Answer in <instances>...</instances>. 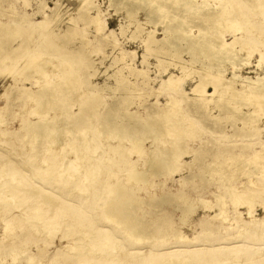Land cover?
Masks as SVG:
<instances>
[{"label": "bare ground", "instance_id": "bare-ground-1", "mask_svg": "<svg viewBox=\"0 0 264 264\" xmlns=\"http://www.w3.org/2000/svg\"><path fill=\"white\" fill-rule=\"evenodd\" d=\"M13 1H9L8 5L12 10V15L8 16L12 18L11 21L2 22L0 17V75L7 74L11 76L10 80H13L3 85V91L0 93V100L3 101V104H0V146L8 148L9 146L5 143L16 140L21 143L19 147L30 148L32 154L29 161L25 163L27 168L20 169L13 166L12 161L1 162L0 160V174L9 177L7 181L1 177L0 189L2 187L4 189L0 192V201L6 203L9 197L12 201L15 197L10 193L12 190L32 189L33 195H36L40 189H44L36 185L37 179L47 184L58 180L59 185L55 188L60 193H51L48 199L36 200L37 202L34 204L31 202L30 205L25 204L29 201L27 199L15 204L13 201L9 202L20 211L16 216L5 219V230L16 227L22 229L26 226L38 236L49 235L53 230L60 229V225L66 223L67 218H74L76 213L70 209L68 212L65 211L62 215L64 217L60 216L52 220L53 208L48 207L49 220L46 219L47 214H42V205L50 204L49 200L57 195L75 194L74 198L80 199L81 202L87 201L88 196H91L97 206L94 209L93 218L104 224L97 222L94 225H87L85 230V226H81L80 233L85 238L84 244H87L90 249L77 246L74 238L68 241L70 235L63 232L60 240L65 239V242L54 250L56 252L51 258L56 261L53 264H65V258L78 257L84 258L78 264H264V184L258 181L259 177L241 183L242 189L239 192L232 186L226 185L224 193L214 195L215 200L199 198L198 201L202 203L203 208L213 210V213H206V210L192 226L189 218L196 205L186 202L182 191L160 196V202L183 200L182 204H178L181 210L180 220L187 226H191L192 230L199 227L193 234L191 233L192 235H187L181 230H177L174 234V230L170 228L171 225L168 229L158 225L154 227L153 219L138 220L134 212H129L128 201L134 196L125 192L124 189L129 186H124L121 182L114 184L106 181L110 179L112 173L109 170V177H106L102 169L109 166L108 164H118L117 160L120 158L126 159L121 154L125 143H129L131 147L135 146L134 149L132 148L133 151L141 152L144 149L142 140L151 137L156 142L160 135L174 133L172 147L157 153L155 160L144 173L135 168L128 178L142 181L147 180L148 175L169 173L176 168L184 154H192L193 160L209 155L211 158L207 164L209 173L211 175L218 173L221 181L234 180L237 173L247 172L243 170L249 166L252 167L251 169L258 168L259 173H263L264 140L259 146L260 149L246 143L242 144L240 151L234 150L235 144L211 146L207 150L203 148L190 150L189 148L182 151L179 146L186 137H190L189 133L199 130L198 120L206 116L203 113V111L206 113V110L208 115L216 120L234 117L235 120L244 122L245 128L242 129L240 124H232L231 131H234L232 136L259 130L257 110L264 107V0H215L213 4L204 3L206 0H108V6L113 7L115 12L124 10L126 17L137 20L136 28L143 29L144 24L150 26L145 39L147 44L150 42V50L174 57L177 62H174L175 66H178L182 72L188 71L189 75L195 74L193 77H197L189 92L182 90L180 86L185 75L188 74L185 73L184 77L182 74L173 76L171 74L166 80L163 79L164 81L159 82L157 89L165 90L170 99L145 115L138 108L129 109L131 101L127 96L119 98L109 107L101 99L98 86L90 84L88 79L85 80L82 76H79L80 80H72L78 72L75 69L77 61L79 59L81 62L87 61L83 49L87 44L81 42L74 53H63L61 51L63 46L48 39L47 26L50 22L41 20L43 17L46 19L53 15L57 17V14L54 11L46 12L44 8L47 5L43 3L41 8L31 13L32 15L40 14L41 19L33 20L29 13L17 11ZM247 3L251 5L254 12L251 13L245 9L244 5ZM94 8L96 9V4L93 0H81L77 11L82 12L86 21L96 23L100 30H104L106 21L101 25L99 11L95 14L91 12ZM140 12H143L145 21L140 22L136 19V15ZM159 26L160 34H163L161 37L155 35ZM68 29L63 34L64 41L73 39L72 31L76 29V26H69ZM35 34L43 38L38 45L43 49L49 43L55 48L59 59L51 67L55 68L54 79L48 82L49 79L45 76L47 83H42L43 85L37 88L32 87L34 83L28 86L23 82L33 81V74L43 64L44 60H39L37 56L40 52L39 48L36 50L33 46V56L27 55V60L25 59L23 63L10 64L11 60L20 59L21 55L28 52L32 53L29 44L33 41ZM16 38H19L20 42L14 46L13 42ZM152 43L156 46H152ZM249 45L254 46L248 48ZM17 49L20 51L16 55L8 56V52ZM127 52L124 49L120 50L122 55ZM254 54L256 58L250 65V71L241 72L242 66L248 65L250 57ZM67 55L69 58H66ZM183 55H187V58ZM120 56L117 60H124L125 57ZM8 60L9 62L6 63ZM126 65L132 73L146 79L147 75L143 69ZM247 73L253 75L250 76ZM122 77L125 78L124 75ZM149 81L144 80L143 85H147ZM79 84L83 86L79 88ZM133 84L134 82L130 81L131 87ZM208 85L211 86L212 91L206 89ZM13 89L14 93H12ZM80 89L81 93H79ZM152 89L154 90L153 87ZM140 90H142L141 87ZM82 96H84L83 99ZM18 99H25L29 103L40 101L44 104L43 109L56 108L61 120L57 118V113L51 117L48 110H42L34 113L36 118L27 117L18 127L7 128V124L12 125L13 121H9L5 116L8 113L18 114V111L14 109L15 106L19 107L15 104ZM185 102H187L186 105H184ZM211 102L218 108V113L215 115H211L207 109ZM74 106L78 108L73 110ZM185 106L187 108H184ZM244 107L248 110H243ZM98 108H105V110L103 113L97 112ZM61 115L67 121H64ZM197 115L200 119L196 118ZM247 125H249L248 129ZM6 134L9 136L5 137ZM227 134L220 132L223 136ZM107 136L114 140H107ZM251 136L253 134L248 137ZM70 152L72 155H69ZM107 152L106 157L104 154ZM1 157L2 155L0 159ZM14 164L19 166V162L14 161ZM218 167L220 169H217ZM251 169L250 173H247L250 177L255 174ZM71 190H76V193H70ZM257 200H260L258 203L260 213H256ZM65 203L61 202L58 207ZM237 205L247 207L246 217L242 216V212L236 213L230 208ZM9 211L6 210V212ZM59 211L63 210L60 208ZM160 218L165 220L163 217ZM68 221L70 224L63 226L66 228L65 231L74 230V235L77 234L76 225L71 220ZM214 228H223L225 231L231 229L226 237L229 241H225L227 243L220 246L197 243L198 238L203 235H215L217 230ZM169 237L182 240L186 246L180 249H174V246L162 247L156 251V255H153V246L159 243L158 241ZM21 248L23 247L12 249L13 261L20 255H26V260L30 264H36L37 255L39 257L43 255L44 258L46 247L42 244L35 247L36 253ZM176 254L181 255L174 257ZM209 260L214 262L208 263Z\"/></svg>", "mask_w": 264, "mask_h": 264}, {"label": "rangeland", "instance_id": "rangeland-1", "mask_svg": "<svg viewBox=\"0 0 264 264\" xmlns=\"http://www.w3.org/2000/svg\"><path fill=\"white\" fill-rule=\"evenodd\" d=\"M9 1L12 0H0V15H1L0 17L2 22H6L8 20L11 21L12 19L8 17L9 14L12 15V10L10 6H8L10 3ZM80 1L81 0H14L13 2L15 3L14 8L17 9V11H19L20 13L23 12L29 13L30 18H32L33 20L41 19L40 14L32 15L31 13L41 8V6H43V3H46L45 5H47L44 8L46 12L51 13L52 11H54L57 14V17L53 15L51 17H47L46 19L45 17H43L41 20H44L45 22H50V24L47 26L48 27L47 31L49 32L48 39L52 40V42H57L61 46H63L64 48L63 47L61 48V51L63 53L64 52L74 53L77 49V46L80 45L81 42L87 44V46L83 47L84 52L86 53L87 61L85 62L83 60L81 62L80 59L77 61L78 63L77 65H75L77 67H75V69H77L78 72L75 73L72 80H80L79 76H82L85 80L88 79L90 84L98 86L100 88L99 90L101 93L100 94L101 99L107 105H109V107L113 105L119 98H122L123 96H127L131 101V105L129 106V109L133 110L138 108V110L142 112L143 115H145L147 114V112L152 111L156 109L159 105L167 102L170 99V96L165 90L157 89V87L159 86V82L166 80L168 76L171 74L172 76L174 74L177 75L182 74V76L184 77L185 73L188 74L187 73L188 71L184 73L178 68V66H175L174 62L176 61L174 60V57L150 50V46H149L150 42L148 44L145 42V39L147 38V31L149 30L148 28H150V26L148 24L147 25L144 24L143 29L142 28L138 29L136 28L137 20H135L132 17H126L124 10H123L124 12L123 11L115 12L113 7L108 6L109 4L108 0H93V3L96 4V9L94 8L93 10H91V12L95 14L96 11H99L101 17L100 18L101 25L106 21V23L104 24L105 26L104 30L102 29L100 30V27L97 26L96 23H91L89 20L86 21L85 18H83L82 12L79 13L77 11V7ZM214 1L215 0H206L204 3L209 2L213 4ZM248 4L249 3L245 5L243 4L246 7L244 8L248 12L251 13L254 12L252 11L251 5L249 4L248 6ZM49 8L52 9L49 10ZM136 16H137L136 19H139L140 22L145 21L143 12H140V14H137ZM69 26H76V29L72 31L74 32V36L73 39L64 41L63 34L68 29ZM159 29L160 26L156 29L157 33L155 32V35L161 37L163 34H160L161 31ZM109 31H112V33H109ZM55 33L57 34L56 36ZM229 37L230 36H228V38ZM42 39H43L42 36H37V34H35L32 38L33 41H31L29 44L31 46L32 53L28 52L24 55H21L20 59L17 60H15L13 57L14 60L10 61V64L13 63L15 65H19L20 63H23L25 59L27 60V55L28 57L33 56L34 53L33 46L35 47L36 50L37 48L40 49L39 50L40 52L37 51L38 52L37 56L39 60L41 59L44 60L45 62L43 61L42 66L33 74L34 75L33 81L31 80V82L30 81L23 82L28 86L34 83L32 86L33 88H37L42 83L45 84L47 83V81L49 82L52 79H54L55 68H51V67L53 66V64H56L59 61L56 55L55 48H53L49 43L46 44L45 47H43V49L42 47H40V45H38V43ZM19 42L20 39L16 38L13 42V45L15 46ZM153 44L154 43H152L151 45L156 46V44L154 45ZM253 46L254 45H249L248 48L250 47L252 48ZM121 49H124L128 52L124 53L125 55L123 54L124 55L123 56L122 54H120ZM19 51L20 50L17 49L13 52H8L7 54L9 57H11L16 55ZM67 56L66 58H69V56L68 57ZM118 56L120 57L123 56L122 58L124 57L125 58L122 61L117 60ZM183 57L187 58V55H183ZM255 58H256V54L250 57L249 59L250 63L248 65L242 66L243 69L241 70V72L244 73L245 71H250L249 69L250 65L254 62ZM8 62L9 60L6 61V63ZM126 64L132 67L134 66L143 69L145 74L147 75L146 79L143 76L141 77L137 76L136 73L134 72L132 73V71H130V69L127 67ZM168 71L171 72L169 73ZM247 74L250 76L253 75L252 73H247ZM123 75L125 76V78L122 77ZM45 76H47L49 80L45 79L44 78ZM185 76L186 77L184 81L181 82L180 86L182 90H186L187 92H189L190 87L193 85L195 80H197L196 79L197 77L194 78L192 75L189 74ZM10 78L11 76L9 75L7 76V74L0 75V93H2L3 85L7 81H13L10 80ZM58 78L59 79L61 78L60 74L58 75ZM144 80H150V81L148 82L147 85H143ZM130 81L134 82L132 87L129 85ZM80 85L81 84L78 85L79 88L83 86ZM129 86L131 87V91L129 89ZM140 87L142 88V90L139 91ZM152 87L154 88V90L152 89ZM206 89L212 91L210 85H208ZM12 91H13L12 93L15 92L14 89ZM81 91L82 90L80 89L79 93H81ZM83 98L84 96H82V99ZM186 103L187 102H185L184 105H186ZM0 104L1 105L3 104L2 100H0ZM15 104L17 106L19 105V107L16 106L14 107L15 111H18L19 115L18 114L14 115L9 113L6 114L5 116L6 119H8L9 121H13L12 125L7 124L8 125L7 128H9L10 126H11L10 128L18 127L19 124L24 119H27V117L29 119L36 118L34 113H37L38 111L48 110V113L49 115L51 114L50 115L51 117L56 113H57L56 115H58L56 108L45 109L46 108L45 107L43 109L44 104H42V102L40 101L37 103L30 101L29 103V101H25V99H18L15 101ZM209 105L210 106L207 109L210 112V114L211 115L217 114L218 108L216 106H213L214 105L213 102H211ZM77 108L78 106H74L73 110H76ZM184 108L187 107L185 106ZM97 110H98L97 112L100 111L101 113H103L105 108L102 109L98 108ZM243 110L247 111L248 108L244 107ZM203 113L206 116L202 117L201 119L200 117H198V115L196 116V118L200 119L198 120L199 124H197V128L199 130L194 131L195 133H189L190 137H186L182 145L179 146L181 148V151L183 149L189 150V148L190 150L196 148L197 149L203 148L207 150L211 146L215 147L225 144H229L232 146L233 144H235L236 146L234 149L235 151H240L242 144H246V143H250L257 148L261 146L262 140H264V107L259 108L257 110V119H258L257 124L259 125L257 126L259 127V130H257L256 132L249 131L247 134L245 133V135L237 134V136L231 135L232 133H234V131H231L232 124L238 123L240 124V127L242 129L243 127L245 128V126H243L244 122L239 121L237 119L235 120L234 117L216 120L215 118L210 117L208 115L207 110L206 113L204 111ZM61 116L63 117L64 121H67L63 115ZM57 118L60 119L59 115ZM249 125L246 126L247 129ZM220 132H224L228 134L227 136H223L220 135ZM167 134L168 133H164L160 135L156 142L152 140L151 137L142 140L144 143L143 144L144 149H142L141 152H137L136 150L133 151L135 146L132 143L131 144L134 147H131L129 143H125L126 149L125 148L122 149L121 154L122 156L124 155L126 159L120 158L117 160L118 164L115 163L116 165H114V163H112V164H108L109 166H106V168L105 167L102 168L103 171H105L104 175L106 177L109 175V170L110 173H112L110 179L106 181H109L114 184L121 182L123 183L124 186H129L128 188L126 187V189H124L125 192L134 195L133 198L130 197V200L128 201V208L130 210L129 212L131 211L134 212L138 220L143 219V221L146 220L149 221L153 219L154 223L152 225L154 227L155 225H158L159 227L168 229V226L171 225L170 228L174 230V234L176 233L177 230H181L183 233L187 235H192L199 227L197 226L195 227V229L192 230L191 226L194 223H196V221L205 213V211L207 210L206 213L207 212L210 214L213 213V210H209L208 208L205 209L203 208L202 203L198 201L199 198H207L209 200H215L214 195L219 193H224L226 190V185L232 186L235 190L239 192V190L242 189L241 183H244L247 180H251L252 178L259 177L260 179H258V181H260L261 184H264V176H262L264 175V171L263 173H259L258 168L251 169L252 167L250 166L243 170V171L246 170L247 172L237 173L235 175L234 180L227 179L221 181L219 180L220 177L218 173H215L213 175L209 173V169L207 168L208 160L211 159L209 158V155L202 156L201 158L193 160L192 154L182 155L180 158L181 161L175 168L176 170L174 169L169 173L160 172L155 176L148 175L147 180H142V181H135L133 179H129L128 177L130 176V172L133 173V169L137 168L138 171H142L144 173L146 170L149 169L151 163L155 160L157 153H160L162 149L172 147L173 145L172 139L174 140V133L168 135ZM251 134H253V136L248 137ZM7 136H9V134L5 135V137ZM111 138L110 136H107L106 139L110 141L114 140L113 138L112 139ZM5 145L9 147L4 148L0 146V155H2L1 157L2 159H0L1 162L4 161L8 162L9 160V162L12 161L13 166L17 168L20 169L22 167L27 168L25 166V163L29 161L30 156L32 154L30 152V148L19 147L21 143L17 142L16 140L5 143ZM26 149L29 153L26 151ZM53 153H55V151ZM15 154H17L18 156ZM107 154L108 152L104 155H106L107 157ZM69 155H72V153L70 152ZM14 161L15 163L19 162V166L14 164ZM217 169L220 168L218 167ZM250 169L251 171L255 172V174L252 177H250L247 174L250 173L249 172ZM1 177H3L5 181L9 179L8 175L0 174L1 183H2ZM48 181H50V179H48ZM35 182L37 186L44 187V189H40L36 195H33L32 192H34V190L32 191V189L28 191L12 190V192L10 193H12L13 196H15L14 198H12L14 204L15 202H19V201L21 202L27 199L29 201L25 202V204L30 205L31 202L33 204L37 202L36 200L46 199V198L48 199L49 194L51 193L52 194L55 192H57V194L60 193L55 188L57 185H59L58 180H55L52 184H47V182H43L39 179L35 180ZM131 182L132 184H130ZM32 184L35 185V183L33 182ZM2 189H4V187H2ZM2 189H0V192H2ZM179 191L183 192L186 202H190L196 205L195 207L196 210L194 209L193 213L190 215L189 218L191 226H187L183 221L180 220L181 210L178 204H182L183 200H177V201L172 200L174 202L159 201L160 196H162L163 194L165 195L173 194ZM100 192H103V190H100ZM10 193L8 194L11 195ZM70 193L72 194L76 193V190H71ZM74 196L76 195L75 194H73L72 196L71 195L65 196V194L63 196L57 195L54 198H51V200H49L51 205L50 204L42 205L41 209L43 210L42 214L43 213L47 214L46 219L49 220H50V218L48 217L49 214L47 213L48 207L50 209L53 208V210L51 211V216H53L52 220L58 219V217L65 214V211L68 212L71 209L72 212L76 213L74 218L72 219L67 217L66 218L68 220H71L76 225L78 231L77 234L75 235H74L75 232L74 230L65 231L66 228L63 227L64 225L70 224L68 220H66V223H62V225H60L59 227L60 229L53 230L49 235H44V236L43 235L38 236V234L33 233L31 229L26 226L23 227L22 229L16 227L5 230V224H4L5 219H9V217H12L13 215L16 216V214H18L20 209L16 206L13 207V205H11L12 203V201H10L11 197H9V201L6 203L0 201V257H1L0 264H30V262L26 260V255H22V256L20 255L17 257L15 261H13V256L11 254V251L13 248L23 247L21 249H27L30 252L36 253L35 247H37L38 244L39 246L40 244H42V246L46 247V250H45L44 258L43 255H41L40 257L38 255L36 256L38 258L36 264H39L38 262H41L43 264L44 263L53 264L56 261L55 259L51 258V256L56 252L54 250L57 247H59L61 243L64 244L65 242V239L60 240V237L62 236L63 232H67L70 235L68 237V241L74 238L76 240L77 246H82V247H86L87 249H90V247L87 244H84L85 238H83L82 237L83 234L80 233L81 226H85L84 228L85 230L87 225H94L97 224V222L99 224H104V223L97 221L95 217L93 218L94 209L97 206H96V201L91 196H88V200L83 202H81L80 199H75ZM61 202L64 203L67 202V203H65L61 207H58V205ZM258 203H260V200H257L255 202L256 204L255 208L257 209L256 213L261 212ZM60 208L63 211H59ZM230 208L236 213L242 212V216L246 217L248 215L247 207L245 205H237L234 207L231 206ZM6 210L9 212H6ZM160 217L165 218V220L164 219L162 220ZM155 218H160V219H155ZM45 222L47 223V221ZM89 229L90 228H88V230ZM214 229L218 231V232L216 231L215 235H210V236L203 235L202 237L198 238L197 243L206 244L207 246H215L216 244L217 246H220L229 241L228 239H226V237H228L229 233L231 232L230 231L231 229L229 231L228 230L225 231L223 228L222 229L214 228ZM224 238L225 240H223ZM158 242L159 243H156L155 246H153L154 249V252L152 253L153 255H156L157 254L156 251L161 249L162 247L174 246V249H180L183 246H186L185 242H182V240H178L175 237L174 238L169 237L167 239L160 240ZM205 253L204 256L206 255ZM180 255L181 254H176L174 255V257ZM166 258H168V256H166ZM65 259H66L65 264H78L84 260V258L82 257L68 258V259L65 258ZM213 262L214 260H209L208 263H213Z\"/></svg>", "mask_w": 264, "mask_h": 264}]
</instances>
